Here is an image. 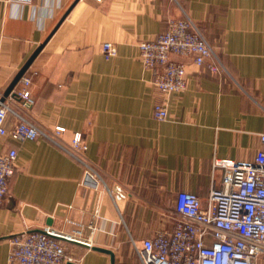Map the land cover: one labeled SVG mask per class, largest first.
I'll list each match as a JSON object with an SVG mask.
<instances>
[{
    "label": "crops",
    "instance_id": "0c3cea01",
    "mask_svg": "<svg viewBox=\"0 0 264 264\" xmlns=\"http://www.w3.org/2000/svg\"><path fill=\"white\" fill-rule=\"evenodd\" d=\"M185 15L213 54L202 66L173 56L187 87L162 94L139 43ZM106 41L118 49L110 59ZM42 44L6 101L47 133L64 127L62 144L81 132L92 172L57 139L0 135V152L18 150L0 206V264H10L13 235L47 226L81 230L82 241L113 250L115 264H143L134 242L174 228L180 191L206 200L222 174L215 159L252 160L262 146L264 0H0V98ZM24 77L32 105L19 95ZM161 100L166 120L154 116ZM16 120L9 114L7 127ZM71 252L78 264H111L110 254L85 245L71 242Z\"/></svg>",
    "mask_w": 264,
    "mask_h": 264
},
{
    "label": "built area",
    "instance_id": "2783aa9c",
    "mask_svg": "<svg viewBox=\"0 0 264 264\" xmlns=\"http://www.w3.org/2000/svg\"><path fill=\"white\" fill-rule=\"evenodd\" d=\"M102 51L107 59L118 53L116 44L110 41L103 43ZM139 51L142 63L154 70L153 83L162 94L180 92L187 87L185 65L173 56H191L202 66L213 54L202 30L187 15L169 18L163 32L139 43ZM209 67L214 72L220 69L213 63ZM23 79L27 86L19 95L25 105H32L35 98L28 87L31 80ZM9 114L17 119L11 128L7 127ZM154 116L159 120L169 117L166 101L155 103ZM65 130L57 126L47 133L21 111L13 109L8 101L0 103V135L20 141L45 135L58 141ZM261 141L262 146L252 160L215 159L214 166L221 169L222 174L219 181L214 180L206 200L194 192L177 194L174 228L159 230L139 244L134 242L143 264H259V259L264 258V133ZM60 144L85 163L90 175L92 167L85 158L88 145L82 133L75 132L70 143ZM17 159L16 148L0 152V206L9 194ZM80 233L81 230L73 235L59 233L50 226L17 233L10 238L9 263H78L77 255L69 253V243L84 242L78 236Z\"/></svg>",
    "mask_w": 264,
    "mask_h": 264
},
{
    "label": "water",
    "instance_id": "95a60500",
    "mask_svg": "<svg viewBox=\"0 0 264 264\" xmlns=\"http://www.w3.org/2000/svg\"><path fill=\"white\" fill-rule=\"evenodd\" d=\"M44 47V44L40 45L35 51L34 53L29 57V59L26 61V63L22 66V68L18 71V73L15 75L14 79L12 80V82L10 83V85L7 87L4 95L0 98V103L1 102H5L7 97L12 94L15 86L18 84V82L21 80V78L23 77V75L25 74V72L27 71V69L30 67V65L32 64V62L34 61V59L36 58V56L39 54V52L42 50V48ZM59 238H64L63 236H59ZM74 243H78L81 245H85L88 247H91L95 250H99V251H103L106 252L108 254H110L111 256V264H115V253L113 250L108 249V248H104V247H98V246H91L88 243H84V242H80V241H73ZM66 264H78L77 262L74 261H68Z\"/></svg>",
    "mask_w": 264,
    "mask_h": 264
},
{
    "label": "rangeland",
    "instance_id": "374dc122",
    "mask_svg": "<svg viewBox=\"0 0 264 264\" xmlns=\"http://www.w3.org/2000/svg\"><path fill=\"white\" fill-rule=\"evenodd\" d=\"M263 261H264V258H262V259L260 260V263H259V264H261ZM263 264H264V262H263Z\"/></svg>",
    "mask_w": 264,
    "mask_h": 264
}]
</instances>
